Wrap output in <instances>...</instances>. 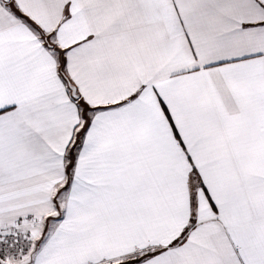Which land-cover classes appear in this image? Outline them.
Listing matches in <instances>:
<instances>
[{"label":"snow or ice","instance_id":"obj_1","mask_svg":"<svg viewBox=\"0 0 264 264\" xmlns=\"http://www.w3.org/2000/svg\"><path fill=\"white\" fill-rule=\"evenodd\" d=\"M0 264H264V0H0Z\"/></svg>","mask_w":264,"mask_h":264}]
</instances>
